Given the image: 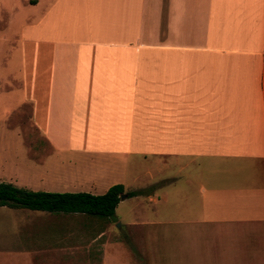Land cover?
<instances>
[{"label": "crops", "instance_id": "1", "mask_svg": "<svg viewBox=\"0 0 264 264\" xmlns=\"http://www.w3.org/2000/svg\"><path fill=\"white\" fill-rule=\"evenodd\" d=\"M23 109L26 171L2 136ZM0 114V182L36 191L53 162L74 172L43 191L103 194L155 157L146 186L176 213L124 223L137 249L89 219L15 221V264H264V0H0Z\"/></svg>", "mask_w": 264, "mask_h": 264}, {"label": "rangeland", "instance_id": "2", "mask_svg": "<svg viewBox=\"0 0 264 264\" xmlns=\"http://www.w3.org/2000/svg\"><path fill=\"white\" fill-rule=\"evenodd\" d=\"M5 86V85H4ZM6 87V86H5ZM0 116H2L0 114ZM16 118H18V122L16 121ZM26 112L23 109L20 114H14L11 116L10 120L6 121L5 123L12 126V128L9 129H2V136L7 140V138H12L14 141V146H12V149L14 152L10 151V155H4L5 158H10V160H17V163L20 161V167L24 171L25 170V160L27 156L26 153V146L25 145H20L18 140H29L30 138H34L36 136V131L28 128V125L26 123ZM18 125H17V124ZM15 126L17 128H15ZM1 132V131H0ZM8 134V136H7ZM32 149L34 148V159L37 157L42 158L47 155V146L45 145H34V147H31ZM37 156V157H36ZM38 158V159H39ZM9 160V161H10ZM57 163V162H55ZM35 167L34 168V180L36 179L38 174L45 173V183L36 185L34 184V189L36 191H43L45 188L47 190H57L54 184V186H49L50 181L52 182H63L66 183L69 180L68 176L72 175L71 173H66L65 170L68 169V165L66 164L65 166H61L59 163L53 164L51 162L49 164V167L43 168L42 165H38L34 163ZM21 169V170H22ZM135 173L138 174V179L136 181H132V179L129 177L126 179L125 183L128 184L129 186H125L126 190H131L133 187L138 188L136 195L133 197L131 196L130 199H124V201L120 202L114 212V217L111 222H108L106 220H103V218L98 217V216H92V215H87V214H75V215H62L60 213H51L47 214L41 211H33V210H28L24 208H18V209H9V208H0V233H5V230L14 228L12 227L13 223H19L22 220H27L30 219L31 217L34 216L35 218L38 219H59V218H69V219H74V220H92L94 221L97 225L104 227L108 231V234H110L111 239H120L122 241L125 240L126 235H128L131 231L133 235H138L140 233V227L139 226H127L126 222L133 221L135 219H147L151 222H153L156 227L158 228H169L173 229V221L175 220L176 213L174 210V203H173V186L168 187V195H169V202L168 203H162L160 199L162 195V190L166 187V184L163 186H158V185H153L147 187L146 184H150L153 182H156L160 179L164 178V174L161 173L160 168H159V162L156 160L155 157L149 158L148 161H144L142 165L140 164L139 167L135 169ZM69 174V175H68ZM7 183V182H5ZM16 186V185H15ZM145 186V187H144ZM22 187L28 190H31L29 188L23 187V186H18ZM59 189V187H58ZM122 195H126L123 193ZM149 196H153L157 199V202H153L152 200L149 201ZM144 208V209H143ZM120 222L122 224H120ZM41 230H44L46 228L50 227H44V226H39L36 227ZM57 228V227H53ZM89 228V229H88ZM88 230H93L95 227H88ZM2 235V234H1ZM16 238L11 236H0V264H15L14 262L16 261V258L12 256H5L3 255L4 252H8V249L16 248L18 247V243L15 240ZM171 241H160L158 238L157 241L154 243H148L150 244L149 248L151 249H173V239H170ZM124 243L132 249H137L138 244L135 241L130 242L129 244L124 241ZM141 248V247H139Z\"/></svg>", "mask_w": 264, "mask_h": 264}, {"label": "trees", "instance_id": "3", "mask_svg": "<svg viewBox=\"0 0 264 264\" xmlns=\"http://www.w3.org/2000/svg\"><path fill=\"white\" fill-rule=\"evenodd\" d=\"M125 193L122 184L110 186L103 194L88 192L32 191L11 183L0 182V207L24 208L49 213H79L113 220L120 195ZM137 191L126 192L127 197Z\"/></svg>", "mask_w": 264, "mask_h": 264}, {"label": "water", "instance_id": "4", "mask_svg": "<svg viewBox=\"0 0 264 264\" xmlns=\"http://www.w3.org/2000/svg\"><path fill=\"white\" fill-rule=\"evenodd\" d=\"M125 195H120V199H123Z\"/></svg>", "mask_w": 264, "mask_h": 264}, {"label": "bare ground", "instance_id": "5", "mask_svg": "<svg viewBox=\"0 0 264 264\" xmlns=\"http://www.w3.org/2000/svg\"><path fill=\"white\" fill-rule=\"evenodd\" d=\"M74 154V153H73ZM76 155V154H75Z\"/></svg>", "mask_w": 264, "mask_h": 264}]
</instances>
